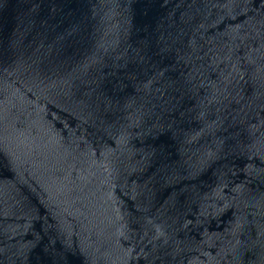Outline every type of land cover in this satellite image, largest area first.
<instances>
[{
	"label": "water",
	"instance_id": "95a60500",
	"mask_svg": "<svg viewBox=\"0 0 264 264\" xmlns=\"http://www.w3.org/2000/svg\"><path fill=\"white\" fill-rule=\"evenodd\" d=\"M0 264H264V0H0Z\"/></svg>",
	"mask_w": 264,
	"mask_h": 264
}]
</instances>
